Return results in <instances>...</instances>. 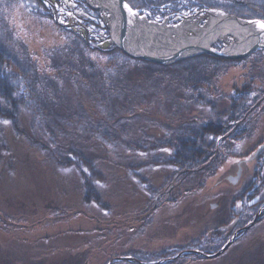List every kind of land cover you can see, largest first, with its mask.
Returning a JSON list of instances; mask_svg holds the SVG:
<instances>
[{"label":"trees","instance_id":"trees-1","mask_svg":"<svg viewBox=\"0 0 264 264\" xmlns=\"http://www.w3.org/2000/svg\"><path fill=\"white\" fill-rule=\"evenodd\" d=\"M77 1L88 15L82 20L83 33L61 23L50 0H0V186L6 177L8 181L19 174L20 158L33 147L37 152L28 163H45L55 171L45 181L49 192L54 188L59 191L60 186L61 190L72 188L79 207L85 210L95 207L94 212L99 213L105 226L81 229L87 237L74 241L61 240L63 235L57 232L35 241L29 248L10 245L12 240L3 243L9 264H46L50 255L56 253L68 256L64 264H108L112 258L120 257L106 252L104 236L91 237L90 233L109 234L110 230L131 228L136 232L142 225L133 227L128 222L120 225L117 224L120 219L104 215L110 209L114 212L118 205L127 206L129 214L121 220L136 214L139 221L144 216L148 226L157 212L151 210L157 194L177 185L181 194L163 197L161 203L178 206L183 197L193 193L183 189L186 185L191 183L193 191L204 189L227 158L221 153L216 156L217 140L233 124L243 120L250 107L264 95V50L241 59L201 54L164 66L131 56L113 44L107 49L99 46L89 30L95 34L103 30L107 39L110 30L102 26L98 11L84 1ZM126 2L151 21L217 9L247 20H264V0ZM16 11L23 20L25 16L30 17L35 29L48 22L55 31L57 41L39 51L42 59L19 36L14 25ZM222 46L219 42L216 48ZM231 68L250 72L228 98L218 82ZM225 98L227 104L222 103ZM261 115H264V102L247 116L231 139L242 135L239 131L244 125L245 130L249 123L254 127ZM11 140L23 146L11 148ZM258 162L255 180L257 191H262L264 154L259 155ZM35 165L30 166L33 169ZM122 172L124 175L118 182ZM58 173L62 176L56 177ZM155 173H161L160 190L154 187ZM141 191L145 196L142 197ZM62 195H58L60 202L48 214L57 219L71 213L73 216L85 214L78 208L61 206L59 203L65 204L66 200ZM262 206L264 199L253 210V216ZM4 216L0 215V223H7ZM260 222L254 225L256 229ZM119 235L122 234H116V239ZM228 239L229 235L222 231L206 230L186 246H174L175 242L163 245L152 255L143 256L146 258L133 250L126 255L141 263L159 264L188 251L174 261L164 262L187 264L191 259L202 257L196 250L215 255ZM261 239L264 240L263 235L256 239L257 243ZM13 250L16 251L12 253ZM121 261L135 263L117 259L114 264ZM263 262V258L258 260V264Z\"/></svg>","mask_w":264,"mask_h":264},{"label":"rangeland","instance_id":"rangeland-1","mask_svg":"<svg viewBox=\"0 0 264 264\" xmlns=\"http://www.w3.org/2000/svg\"><path fill=\"white\" fill-rule=\"evenodd\" d=\"M50 1L52 2L53 9H55V15L61 23L69 25L73 30H79L82 33L85 32L84 28L82 27V20L87 19L88 15L85 13L84 9L78 5L77 0ZM81 1H84L87 5L93 8L89 1ZM93 9L100 13L102 26H107V28H109L111 21L110 14L107 12L105 13L101 9ZM14 16L16 18V20L14 21V25L18 33L20 34L19 36L23 39L25 43L30 46V50L35 53H38L39 56V51L43 46L49 44L52 45L55 43V41H57V35L48 22H45L43 26H38V28L35 29L33 26L34 23L33 21H31L30 17L25 16L23 20L20 17L21 14H19L17 11L14 13ZM186 18H195V20H198L201 26H205L208 19V13H204L203 11L197 12L195 15L185 13L183 15L169 16L164 19V21L167 20V23L169 25L175 26L185 21ZM153 21L159 24H164V21H160L159 19ZM89 32L92 34L93 38L99 41V46H101L102 48L107 49L111 47V44L115 46L113 40L111 39V35H109V38L107 39L103 30H100V32L98 31V34H95L94 32H92V30H89ZM232 41H237V39L233 35L229 34L228 37L218 39V41L215 42L213 45L216 48V45L221 42L223 46L219 49H222L223 47L229 45L228 43ZM39 59H42V57L40 56ZM42 62L44 61L41 60V63ZM249 72L242 68H231L225 74L220 76L218 87H222L225 91V96L229 98L232 95L234 89L240 88L242 83L245 82L246 77L244 75ZM222 103L227 104L228 99L225 98ZM257 107H255V109ZM202 111L205 113L209 112L208 110ZM246 118L240 120V124H237L240 121H237L235 124H233V128L230 129L227 134L223 135V138L218 140L216 156L219 153L223 154V157L226 156L225 148L229 146L226 145V142H229L228 140L231 139L234 133L238 131L237 129L242 127ZM252 124L253 123H249L247 125L249 127L246 128L247 130H251V132L253 131L252 134H250V138H246L245 143H242L240 145L234 144L233 146H231V150L232 152H234L233 156L235 158H229L228 160L226 159V161H224L223 166L219 169L217 175L207 182L204 189L199 191H193L194 188L190 186L191 183L189 185H186V188L184 187L183 189H189L191 190L190 193H193L186 197L188 199L183 197L182 200L179 201L178 206H171L161 203L163 197L174 196L177 193L181 194L180 189L179 187H177V185H171V188L169 190L164 191H170L169 194L162 195L158 201L156 198L163 192L157 194L153 199V206L151 207L152 211L157 210V212L156 215L153 217V222H151V224L148 226H146L147 221L145 220L144 216L143 218H140L139 221V217L136 214H134V216L132 215L130 217H126L125 220H121L123 219V217L129 214V211L127 209V206L118 205L114 212H112L110 209L109 213H106L104 216L117 220L120 219L119 222L116 221L117 224L120 225H124L128 222L130 223V226L137 227L140 224L142 225V229L136 232L135 230H133V228H129L130 230H110L109 234L106 232H104L103 234L90 233L91 237L104 236L102 238H105L104 245L106 244L105 247L107 246L106 252H108V254L120 256L118 257V259L126 257L130 258L131 256H127L126 254L132 252V250L137 252V255L141 256L142 258L143 256L152 255L153 253H155V249H159L163 247V245L173 244L175 242L173 244L174 246H186L190 244L189 242L191 240H194L196 236L200 235L201 232H204L206 230H210V232H213L216 229L222 232L225 231V233L229 235L230 239L233 233H235V222L231 223V225H233V230L231 232H227V228L221 227L223 222H226L229 218L232 217H230V210L228 211V209L224 206V202L220 200L219 188H222V186L225 185L224 182L226 176H228L229 174H235L239 156H245L247 152L248 156H250L258 145L264 143V115L260 116L258 122H255L254 127ZM19 146H23V144L18 145V143L12 141L11 148L18 149ZM26 151V153H23L24 158H20L21 163H19L17 169V173L19 174H17L14 179L9 178L8 181L6 177L5 180L7 183L4 181L3 185L0 186V215L3 216L4 214L6 216H4L5 220L7 221V223H0V258L3 259L4 262L6 261L4 264H9L7 263L9 255L2 249L3 243H10V241L12 240L14 242H12L10 245L14 244L16 246H21L22 248L23 246H27V248H29L30 244L34 243L35 241L44 240V238L46 239V237H50V235L55 234L57 232L62 233L63 237L61 238V240H64L65 242L67 240L74 241L87 237V234L82 233L80 231L81 229H97L99 226H105V222L100 218V215H98L99 213L96 212V214L94 212L97 210L95 207H89L90 209L87 208V210L89 211L85 210L84 208L81 209V207H79L80 203H78L77 200H74L77 194L73 192L74 190H71L72 188H62L61 190L60 186L59 191L54 188L52 193H50V188L45 181L49 178H47L48 175L50 176V178H52V173L55 172L54 169L46 165L45 163L40 164V162H30L31 164L36 163V165L32 169V167L30 166L31 164L28 163L27 160L33 158L37 150L31 147L30 150ZM258 152L259 149L256 150V153ZM257 162L249 164V172L254 168L256 172L259 163ZM246 168L247 166L244 167L243 172H246ZM61 174L62 173H58L56 177H61ZM63 174L68 175L67 173ZM123 175L124 172L118 175V182L119 179H122ZM160 175L161 173L154 174V187L158 190H160L163 186L161 179H159ZM122 182L124 181L121 180V183ZM244 182H242V184ZM61 193H63L62 197L66 199L64 202L65 204L59 203L61 206H65L66 209L69 207H73L74 209L78 208L79 211H82L85 214L73 216V213H71L68 217L65 216V218L63 217L61 219L54 218L53 215L48 214L47 212L50 209H54V207L58 204L57 202H60L57 199L58 195ZM140 193L142 197L143 195L145 196L142 191ZM140 201H142V199ZM61 206L60 208L63 209V207ZM90 211H93L94 213H92L91 215ZM262 214H264V212H262ZM39 218L41 219L38 220ZM174 218L177 221H175ZM36 220L38 221L36 222ZM259 220L261 221L259 223V227L257 229L253 227L255 228L254 230L256 239L260 238L262 235L264 236V219ZM259 220L257 222H259ZM255 224L256 223H254V225ZM251 229L249 230V232H241L242 234L240 233V236H237L234 242H232L228 246L227 250L222 253V255H220L218 258L196 257V259L189 260L187 264H258V260L260 261V259H264V240L261 239L260 243H257L256 240V247L254 246V244H252V241L250 240L249 245L247 244V246L240 248V244L244 243L243 241L245 240V238L249 237V235L253 233L254 230ZM176 230H178L177 235H175ZM116 234L122 235H119L118 239H116ZM173 236L176 237H174V239H171L173 238ZM131 239L135 240L133 241V244L130 243ZM21 242L22 244H20ZM15 251L16 250H13L12 253H14ZM50 256L51 257L47 260L46 264H64L68 261V256H66L65 254L56 253L55 255ZM116 258L117 257L112 258L108 264H114ZM15 259H18V256H16ZM133 262H135L134 264H138L136 261ZM99 264H102V262ZM118 264L128 263L121 261ZM175 264H184V262L177 261V263Z\"/></svg>","mask_w":264,"mask_h":264},{"label":"water","instance_id":"water-1","mask_svg":"<svg viewBox=\"0 0 264 264\" xmlns=\"http://www.w3.org/2000/svg\"><path fill=\"white\" fill-rule=\"evenodd\" d=\"M92 6V5H91ZM112 6L117 7L118 9V18L113 16V13L110 11L108 12L110 14V35L111 39L113 40L115 44V48L124 50L127 54L131 56H135L140 59H146L151 62H157L164 66L166 65H172L175 64L178 61L187 60V58L196 57L200 54L210 55L214 57H221L225 59H237L241 57H247L251 54V52L256 51H262L264 50V28H261L260 25L264 24V20H257V19H250V20H244L241 18H238L235 15L227 14L226 12L222 10H206L203 11L204 13L210 14H217L222 13L229 16L230 18L235 19L237 22L242 23L243 25H246L247 27H251L250 32L248 31L247 34L240 36V37H234L237 39V41L229 42L227 46L223 47L222 49L217 50L214 47V43H208L205 44L198 40L197 42H179L176 45H165V48L160 49H152V48H145L142 47V43L140 38H138L137 33H135V27L133 20L138 17L141 20H145L149 24H157L155 21H151L147 18V16L140 15L138 11L132 8V6H129L126 2V0H112ZM93 7V6H92ZM95 8V7H93ZM129 8L132 9V11H129ZM98 9V8H96ZM100 9V8H99ZM102 10V9H101ZM167 20L164 21L166 23ZM159 24V23H158ZM161 25V24H159ZM264 101V96L259 99L253 107L244 115L245 119L251 112L254 111L255 107L260 105ZM238 122L237 124H240ZM261 148L259 149L260 152ZM258 152V153H259ZM168 192H163L161 195H159L156 199L157 201L160 199L162 195L169 194ZM262 212H264V208L259 211L257 216L254 218V220L249 223L245 228L238 230L235 232L230 239L228 240L227 244L224 245L219 252L215 255H205L202 252L198 253L207 258V257H215L217 255H220L224 253L228 246L234 242L236 237L239 233L243 231L249 230V228L256 223L260 217L262 216ZM187 251H185L186 253ZM185 253H181L178 255V257H182L185 255ZM126 260H133L136 261L138 264H143L136 260L134 257H126L123 258ZM174 259H166L164 261H159V264H163L165 261H173ZM111 264V263H110ZM154 264V263H153Z\"/></svg>","mask_w":264,"mask_h":264},{"label":"bare ground","instance_id":"bare-ground-1","mask_svg":"<svg viewBox=\"0 0 264 264\" xmlns=\"http://www.w3.org/2000/svg\"><path fill=\"white\" fill-rule=\"evenodd\" d=\"M95 7L100 8L105 13L112 12L118 18L117 7L112 6V0H87ZM135 33L140 38L142 47L145 48H165V45H173L179 42H201L215 43L218 39L228 37L229 34L240 37L251 30L235 19L227 17L222 13L208 14L205 26H201L195 18H186L182 23L171 26L167 22L159 25L149 24L145 20L136 17L134 20Z\"/></svg>","mask_w":264,"mask_h":264},{"label":"flooded vegetation","instance_id":"flooded-vegetation-1","mask_svg":"<svg viewBox=\"0 0 264 264\" xmlns=\"http://www.w3.org/2000/svg\"><path fill=\"white\" fill-rule=\"evenodd\" d=\"M222 126L226 127L225 125ZM240 133L242 134L240 137L239 136L234 137V139H229L228 140L229 142H226V145H229L228 147L225 148V153H226L225 157H227L226 158L227 160L229 158H233V159L235 158L233 156L234 152H232L231 146H233L234 144L240 145L242 143H245L246 138H250V133L247 130H245V126L243 127V129H241V131H239V134ZM221 138H223V136H221L219 139ZM260 148H261L260 152L256 153V150ZM260 154H264V143L258 145L250 156H248V152L245 154V156L242 157L239 156L235 174L234 175L229 174L228 176H226L224 182L225 185H223L222 188H219L220 200L224 202V206L228 209V211L230 210L231 213L230 217H232L229 218L226 222H223L221 225V227L227 228L226 229V231L228 230L227 232H231L233 230L232 228L233 225H231V223L234 222H235L234 232H237L238 230L245 228V226H247L249 223H251L254 220V218L257 216L259 211L264 208V206L259 208L257 213L254 215L255 217L253 216V210L256 209L258 207V204L264 199V188L262 189V191H257V183L255 180L256 179L255 168L249 172V164L256 163L258 161V157ZM246 166H247L246 172H243L244 167ZM242 182L244 183L242 184ZM263 217L264 214H262L261 218ZM253 227H255L254 224L249 228V230ZM249 230L244 232H249ZM223 233L226 234L225 231H223ZM239 236L240 233L238 234V237ZM250 240L252 241V244H254V246L256 247L255 230L251 235H249V237L245 238V240L243 241L244 243L240 242L241 243L240 248L247 246V244L249 245ZM0 262H1L0 264H4L6 261L4 262L3 259L0 258Z\"/></svg>","mask_w":264,"mask_h":264},{"label":"snow or ice","instance_id":"snow-or-ice-1","mask_svg":"<svg viewBox=\"0 0 264 264\" xmlns=\"http://www.w3.org/2000/svg\"><path fill=\"white\" fill-rule=\"evenodd\" d=\"M129 11H132V9L129 8ZM260 27H261V28H264V24H261ZM5 123H7V122L5 121Z\"/></svg>","mask_w":264,"mask_h":264}]
</instances>
